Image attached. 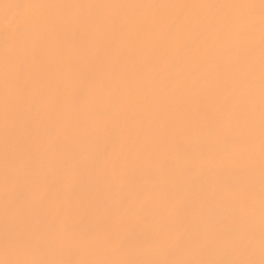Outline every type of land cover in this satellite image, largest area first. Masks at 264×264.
<instances>
[{
	"label": "bare ground",
	"instance_id": "1",
	"mask_svg": "<svg viewBox=\"0 0 264 264\" xmlns=\"http://www.w3.org/2000/svg\"><path fill=\"white\" fill-rule=\"evenodd\" d=\"M0 264H264L262 0H0Z\"/></svg>",
	"mask_w": 264,
	"mask_h": 264
},
{
	"label": "snow or ice",
	"instance_id": "2",
	"mask_svg": "<svg viewBox=\"0 0 264 264\" xmlns=\"http://www.w3.org/2000/svg\"><path fill=\"white\" fill-rule=\"evenodd\" d=\"M262 3H264V0H262Z\"/></svg>",
	"mask_w": 264,
	"mask_h": 264
}]
</instances>
